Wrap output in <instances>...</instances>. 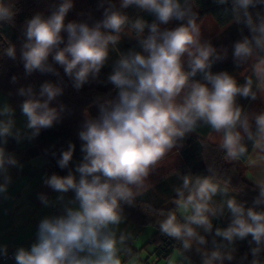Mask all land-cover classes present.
I'll use <instances>...</instances> for the list:
<instances>
[{"label": "clouds", "instance_id": "9594fccd", "mask_svg": "<svg viewBox=\"0 0 264 264\" xmlns=\"http://www.w3.org/2000/svg\"><path fill=\"white\" fill-rule=\"evenodd\" d=\"M213 2L225 6L229 25H243L250 33L233 45L232 59L240 69L235 74L212 71L227 50L203 37L195 0H119V6L99 0L103 18L91 25L66 22L74 0H60L49 15L38 12L24 21L19 59L26 75L60 77L54 67L59 65L79 91L98 81L112 51L118 54L106 80L116 95L97 97L96 116L84 112L78 133L82 160L69 168L75 151L70 143L57 160L68 174L43 179L59 195L52 200L39 193L37 198L44 207L59 206L60 214L39 221L35 242L16 249L15 264H142L134 248L138 237L121 228L125 205L137 206V198L152 185L150 175L170 162L169 155L198 127L211 129L210 139L224 162H245L258 195L246 207L236 198L242 189L230 190L231 178L212 163L208 174L174 171L180 183L173 187L172 207L159 210L157 221L160 235L175 241L176 258L168 257L167 264H193V249L201 264H225L236 258L237 241L248 237L250 247L240 264H264V110L245 111L238 102L264 99V13L251 11L264 6V0ZM16 5L17 0H0V27L15 26ZM130 6L138 10L135 16L123 11ZM172 21L178 22L175 27H161ZM123 36L135 39L137 47L118 49ZM3 57L17 59L10 41L0 50ZM197 74L202 78L194 79ZM63 92L62 77L43 82L38 93L31 85L20 87L23 128L17 127L16 108L0 102V195L11 183L9 168L23 167L6 150L9 138L31 141L60 123L66 106L52 102ZM224 218L226 227L214 226ZM7 254V246H0V255Z\"/></svg>", "mask_w": 264, "mask_h": 264}, {"label": "trees", "instance_id": "16d2710c", "mask_svg": "<svg viewBox=\"0 0 264 264\" xmlns=\"http://www.w3.org/2000/svg\"><path fill=\"white\" fill-rule=\"evenodd\" d=\"M60 0H17L18 14L15 18V26L5 25L0 27V50L8 46L10 41L16 46L17 59L13 60L8 57L0 58V93L7 97L8 102L12 104L18 112H20L19 104L24 99L20 97L17 92L20 87H27L31 85L38 93L40 85L45 81L58 82L63 78L64 92L61 96L57 97L52 102V106L56 107L59 104L66 106L63 119L60 123L55 124L52 128L42 130L41 134L28 141L26 145L20 147L16 142L8 141L6 150L10 153H18L23 161L42 157L44 159V166L40 169L43 177L51 176L53 173L60 176L68 174L69 169H61L58 167L57 160L60 158L62 151L67 150L69 144L75 145L73 159L70 162L69 168H75V165L82 160L83 153L81 152L82 141L78 137L80 126L84 120L85 110L97 105L95 103L97 97L116 95L113 86L106 83L107 76L112 71V64L117 58V51L110 53L108 63L102 68L98 81H93L85 84L79 91L72 87L71 80L64 74L63 68L59 65H54L60 72V77L52 74H42L34 72L33 74L26 75L23 63L19 59L20 46L23 40L21 26L26 19H30L36 13H43L45 16L50 14L51 5L59 3ZM99 0H74V8L69 12L66 17L67 21H87L90 25L103 18V9L98 8ZM196 11L198 12V22L209 16L213 22L219 27L223 28L220 36V41L213 45L218 50H227V57L223 60L216 61L213 64L212 71H228L229 73H238L232 59L233 45L237 40L242 38V35H249L247 28L243 25L230 24V17L223 13L225 6L216 5L213 0H195ZM119 6V5H117ZM128 15L135 16L137 9L130 6L124 9ZM253 14L257 11L264 13V6H257L251 9ZM145 15L146 19H153ZM243 28V32L241 29ZM66 38V34H65ZM137 47L135 39L121 44L118 49L127 51L129 48ZM51 62V58H50ZM17 77V82H12V77ZM201 75L197 74L194 79H201ZM241 82H243L242 78ZM95 84V85H93ZM110 97V98H111ZM240 105L247 109L250 100L240 98ZM94 116V115H93ZM212 134L211 129L208 127H198L195 132L188 133L180 147L179 153L182 162L171 170L168 174L156 179V182L151 185L141 196L137 198V206L130 207L125 205V215L127 220L125 226L130 224L138 229L144 227H151L154 232L151 236L150 243L154 246L153 255L157 260H166L174 251L175 241L170 240L160 235L157 221L160 219L158 216L159 210H167L172 207L171 198L174 196L173 187L180 183L179 176L174 171L181 174L189 172L193 174H208V163L214 164L225 178H231L230 190L237 191L239 188L242 190L236 194L238 201L245 203L246 207L253 206L254 198L258 195L257 191H253L254 185L248 176L245 175L244 169L241 168L244 161L228 164L222 159L223 153L215 150V145L208 141L209 136ZM78 175V174H77ZM73 193H68L67 197L71 198ZM228 219H220L214 221V226L226 227ZM248 237L245 240L237 241L236 243V258L231 262L225 264H240V257H242L249 250ZM193 264H201V257L198 253L193 251L189 253ZM251 260V256H249ZM247 264V261L244 262Z\"/></svg>", "mask_w": 264, "mask_h": 264}, {"label": "crops", "instance_id": "0c3cea01", "mask_svg": "<svg viewBox=\"0 0 264 264\" xmlns=\"http://www.w3.org/2000/svg\"><path fill=\"white\" fill-rule=\"evenodd\" d=\"M205 27L210 29H206ZM209 30L216 31L215 36H217V34L219 35L224 29L219 28L217 25H201V31L204 38L211 37L212 32ZM262 102H264V99L261 98L250 100L246 111H260V105ZM212 135L213 134L209 136L208 141L215 145L210 139ZM12 153L16 156L19 162L22 161L24 164L32 165L37 161L36 158L23 161L18 153ZM181 162L182 159L179 155L178 164ZM43 166L44 164L33 166V168L26 167V169L31 172L29 177L31 181L25 183L21 181L18 183L17 181L19 175L25 174V171L22 170L21 173L15 171L14 179L16 180L11 177L12 179L8 186L7 193L0 195V246L6 245L7 253L11 252L14 254L19 247L30 248L31 244L36 240V230L39 221L45 216L60 214L59 206L44 207L37 198L39 193L47 194L52 200H55L56 196L59 195L44 185V177L40 173V169ZM242 166L244 167L245 175L251 177V170L246 167L245 163H243ZM5 196L7 198H5ZM123 226H125V223L121 227ZM140 238L141 236L138 237L134 246L136 251L138 249H145V242L141 246L139 245V240L141 241ZM150 239L151 237L149 238V243ZM147 261V259L142 260V264H148ZM158 261L160 262V260L157 259L153 260V264H158ZM11 264H15V259H13Z\"/></svg>", "mask_w": 264, "mask_h": 264}, {"label": "rangeland", "instance_id": "374dc122", "mask_svg": "<svg viewBox=\"0 0 264 264\" xmlns=\"http://www.w3.org/2000/svg\"><path fill=\"white\" fill-rule=\"evenodd\" d=\"M114 2L117 5H119V0H114ZM177 23H178L177 21H172L168 25H161V27L162 28H172V27H175L177 25ZM201 25H216V24L213 22V20L209 16H206L202 20ZM205 28L206 29H210L208 27H205ZM209 31H211V30H209ZM211 32H212L211 37L210 38H205V39H210L212 44L219 42L221 33L223 31L219 35L217 34V36H215L216 35V31H211ZM130 39H132V38H130L129 36H123L120 45L125 43V42H127V41H129ZM120 45H118L117 48ZM93 85H95V84H93ZM5 101L8 102L7 97L0 93V102H5ZM261 110H264V102H262L261 105H260V111ZM88 113L91 114L92 116L93 115L96 116L98 114V106L95 105V106L91 107L88 110ZM16 121H17V127H19V128H23L24 125H25V122H26L25 118L21 115L20 112H18V110H16ZM9 141L16 142V140L13 139V138H9ZM27 142H28V140H22L21 142H19V143L16 142V143L20 144V147H23L24 145L27 144ZM179 155H180L179 149H174L173 153L169 155V161L170 162L166 163L165 165H162L155 172H153L150 175V177H149V182L153 185L156 182L157 178L168 174L171 170H174L176 168V166L180 164V163L178 164ZM36 160L37 161L35 162V164H32V165L24 164V162H22V161L19 162V164L22 165L23 167L22 168L21 167H10L9 168V175L11 177H13V179H14L15 171H17L18 173H21V171L24 170L25 174L19 175V177L17 179L18 183L20 181L24 182V183L31 181L29 179L31 172H30V170H27L26 167L33 168V166H36V165H39V164H44V159L42 157H38V158H36ZM228 164H231V163H228ZM241 168L244 169L243 166H241ZM14 180H16V179H14ZM121 228L129 229L137 237L141 236V238H140L141 241L139 240V245L141 246L145 242V244H144L145 249H143V250L138 249L137 252H139L140 257L142 258V260L147 259L148 260L147 261L148 264H153V260H155L156 258L153 255L154 246L149 243V238L153 235L154 230L151 227H144V228H141V229L138 230V228L135 227L132 224H130L128 226H123ZM169 257H172L175 260L176 253L172 252ZM166 263H167V259L166 260H160V262L158 264H166Z\"/></svg>", "mask_w": 264, "mask_h": 264}, {"label": "built area", "instance_id": "2783aa9c", "mask_svg": "<svg viewBox=\"0 0 264 264\" xmlns=\"http://www.w3.org/2000/svg\"><path fill=\"white\" fill-rule=\"evenodd\" d=\"M14 259V254L11 252H8L7 256L0 255V264H11V262ZM147 264V263H144Z\"/></svg>", "mask_w": 264, "mask_h": 264}]
</instances>
